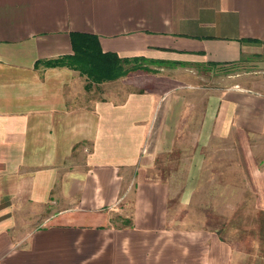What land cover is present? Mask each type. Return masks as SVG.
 I'll return each mask as SVG.
<instances>
[{"label": "crops", "instance_id": "crops-1", "mask_svg": "<svg viewBox=\"0 0 264 264\" xmlns=\"http://www.w3.org/2000/svg\"><path fill=\"white\" fill-rule=\"evenodd\" d=\"M70 31L148 69L43 64ZM250 53L264 62V0H0V264H264L172 217L151 170L192 132L191 178L197 147L239 127L196 66Z\"/></svg>", "mask_w": 264, "mask_h": 264}, {"label": "rangeland", "instance_id": "rangeland-1", "mask_svg": "<svg viewBox=\"0 0 264 264\" xmlns=\"http://www.w3.org/2000/svg\"><path fill=\"white\" fill-rule=\"evenodd\" d=\"M196 69L201 83L212 82L217 93L233 101V124L239 127L213 132L197 147L191 178L186 174L192 132L181 137L186 146L156 155L151 170L170 189L172 217L215 230L241 250L264 252V62L250 53L235 61H206Z\"/></svg>", "mask_w": 264, "mask_h": 264}, {"label": "trees", "instance_id": "trees-1", "mask_svg": "<svg viewBox=\"0 0 264 264\" xmlns=\"http://www.w3.org/2000/svg\"><path fill=\"white\" fill-rule=\"evenodd\" d=\"M69 41L70 53L44 59L43 64L72 67L84 74L88 81L93 82L114 79L136 68L148 69L139 63L143 62L142 57H120L112 51L102 50L94 33L70 31Z\"/></svg>", "mask_w": 264, "mask_h": 264}]
</instances>
